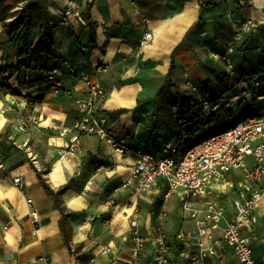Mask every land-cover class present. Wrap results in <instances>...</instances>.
<instances>
[{"label": "crops", "instance_id": "0c3cea01", "mask_svg": "<svg viewBox=\"0 0 264 264\" xmlns=\"http://www.w3.org/2000/svg\"><path fill=\"white\" fill-rule=\"evenodd\" d=\"M40 1L50 13L53 53L39 63L30 60L29 50L39 39L41 22L17 36L8 32L17 19L10 13H19L28 0H0V72L13 69V75L0 79V156L6 163L0 169V264H77L78 259L82 264H152L160 225L172 244L170 264H191L200 247L215 252L208 264H237L233 248L216 243L223 239L225 221L217 229L206 224L208 232L201 235V226L183 214L180 197L169 193L164 181L142 194L129 181L138 149L160 154L183 131L202 132L197 123L210 128L208 116L221 113L227 119L242 104H254L245 103L242 93L249 86L254 94L255 82L264 84V0H220L206 7L200 0ZM242 32L243 39L236 40ZM54 68L62 70L59 84L44 77ZM84 74L106 93L100 114L108 119V134H84L76 151L60 158L80 117L76 101L89 95ZM178 91L187 99L185 108ZM216 103L221 108L213 112ZM21 117L39 124L20 132L14 126ZM24 144L32 147L38 165ZM40 174L55 192L70 185L62 195L72 214L70 244L62 233L63 214ZM242 176L243 171H233L227 182L211 183L205 197L190 200L198 207L212 201L232 220ZM158 200L161 207L155 206ZM134 219L145 238L138 259L133 257ZM179 233L184 240H177ZM243 234L264 264L263 201Z\"/></svg>", "mask_w": 264, "mask_h": 264}, {"label": "built area", "instance_id": "2783aa9c", "mask_svg": "<svg viewBox=\"0 0 264 264\" xmlns=\"http://www.w3.org/2000/svg\"><path fill=\"white\" fill-rule=\"evenodd\" d=\"M69 14V12L67 13ZM246 27H244V31ZM152 33L145 35L144 41L151 38ZM243 32L236 36V40L243 39ZM230 69L232 68L229 65ZM36 69L43 70L39 65ZM62 70L59 68L44 71V77L51 82L59 84L58 76ZM13 75V69L7 68L0 72V79ZM89 84L87 98L77 99L80 117L74 124V136L68 150L60 151V158L73 154L80 145L81 136L107 135V117L100 114L101 103L106 98L104 89L99 84L91 83L89 76L82 77ZM244 87L242 100L245 103L259 101L264 105V84L255 82L252 87ZM230 105L229 102H226ZM220 103H216L211 110L218 112ZM174 111L177 108L174 107ZM229 126L224 127L207 136L199 131H183L175 141L166 142L160 154L145 152L138 149L136 161L130 184H134L136 192L142 194L149 191L153 185L161 179L168 186L169 193H176L180 197L182 212L185 216L195 219L201 226L200 234H207L204 227L209 224L212 229H217L225 221L223 239L217 240L220 245L223 241L231 246L237 257V264H261L254 257L252 242L243 234V228L247 225L252 212L257 204L264 202V112L249 114L240 120H234L233 115L227 117ZM186 123V120H182ZM39 124L38 119L33 117H21L14 126L20 132H28L32 127ZM208 126L206 125V128ZM200 136V138H199ZM114 146L119 144L112 138L108 139ZM184 148V149H183ZM23 149L30 160L38 165V157L32 147L23 145ZM183 149V154L180 152ZM6 163L0 156V169H4ZM241 170L243 176L239 181V196L234 201L237 216L227 220L223 208L212 201L204 207H198L190 200L191 197H205L207 187L214 182H227L231 172ZM16 185L23 187L21 177L14 179ZM34 221H38L36 213L32 214ZM134 250L133 257L138 259L145 248V238L142 236L136 219L132 221ZM156 253L152 264H170V252L172 244L168 240L163 227H156ZM208 236L211 238L212 233ZM184 233L177 234V240H184ZM73 250H75L73 248ZM213 249L200 247L199 251L191 260V264H208L207 258L214 254ZM77 264H82L77 260Z\"/></svg>", "mask_w": 264, "mask_h": 264}, {"label": "trees", "instance_id": "16d2710c", "mask_svg": "<svg viewBox=\"0 0 264 264\" xmlns=\"http://www.w3.org/2000/svg\"><path fill=\"white\" fill-rule=\"evenodd\" d=\"M220 0H200V3L202 7L206 6H214L216 5ZM10 16H17V19L15 22L10 26L8 32L10 35L17 36L19 35L22 28L32 26L34 25V21L41 22L40 27V36L36 43V45L29 50V58L32 62H41L44 61L50 54L53 53L52 50V33H51V18L50 13L47 9V6L44 2L40 0H28V2L25 4L24 7L20 10V12H14L10 13ZM84 19L87 21V24H91V19L89 14L85 13ZM169 80L166 79V82ZM163 89V87H162ZM177 98L180 100L182 105L184 106V102L187 99L185 97L181 96L180 91L177 92ZM219 131V130H218ZM217 132V131H216ZM214 132V133H216ZM214 133L210 134L213 135ZM208 135V136H210ZM40 180L44 184V186L48 189V191L52 194L54 198V205L56 208H58L63 216L61 218L60 224L62 228V233L64 235V238L68 244H70V230L68 227V220L71 217V213H68L65 210V207L63 206L62 202V195L69 189L70 185L67 184L63 187H61L57 192L53 191L43 180L41 174H40ZM160 205L162 206V201L158 200L155 203V206L157 207ZM154 208V213L157 214L159 211L157 208ZM78 248L73 251V253L78 252ZM81 258V256H79Z\"/></svg>", "mask_w": 264, "mask_h": 264}, {"label": "rangeland", "instance_id": "374dc122", "mask_svg": "<svg viewBox=\"0 0 264 264\" xmlns=\"http://www.w3.org/2000/svg\"><path fill=\"white\" fill-rule=\"evenodd\" d=\"M181 106L185 108V106L183 105ZM263 107H264L263 103L259 101H255L253 105H249V106L242 104L238 109L234 110V112L232 113L233 119L240 120L249 114L263 112L264 111ZM190 114L194 118V112ZM206 122H209L211 124L210 128L205 129L204 125L200 123H197V126L201 128L202 130L201 133H205L207 134V136L230 125L229 121L224 117V115H221V113H217L215 116H212V115L208 116L206 119ZM183 149L180 152L181 155L183 154Z\"/></svg>", "mask_w": 264, "mask_h": 264}]
</instances>
